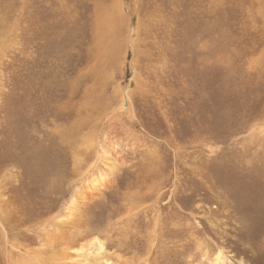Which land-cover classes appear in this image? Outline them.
Instances as JSON below:
<instances>
[{
  "label": "rangeland",
  "instance_id": "1",
  "mask_svg": "<svg viewBox=\"0 0 264 264\" xmlns=\"http://www.w3.org/2000/svg\"><path fill=\"white\" fill-rule=\"evenodd\" d=\"M117 1L0 0V184L3 183L4 191L0 192V203L6 207L13 203L22 211L25 222L30 218L33 224L37 219L35 213L46 217L62 212L84 177L80 175L83 167H75L74 156L90 160L92 155L82 148L74 151L78 145L73 148L62 139L63 129L75 120L99 118L94 134L97 141L104 137L105 142L98 145H104L106 152L109 149V155L120 159V163L111 178L113 186L85 207L90 214L85 222L91 228L85 225L84 232H91L92 237L107 242L111 248L107 255L94 254L90 258L92 264H118L126 257L130 264H143L140 257L148 255L149 240L156 235L161 245L150 255V261L195 262L197 238L190 213H198L199 200L220 209L215 230L211 220L198 217L202 228L196 235H206L209 241L214 236L213 240L218 235L225 237L237 254V262L244 256L257 264L258 260L251 255L258 253L264 234L259 237L261 240L246 246L238 215L233 208L232 212H220V201L207 192L204 184L195 186L198 180L192 168L212 173L216 188L224 189L226 195L230 192L235 201L237 187H228L237 183L225 177H236L244 166L255 170L264 167V129H256L264 124V0H121V15L109 11ZM109 15H113L111 20ZM111 52L114 54L110 55ZM119 88L127 90L129 96L121 97ZM122 101L132 103L143 123L126 115L114 116ZM90 127L87 124L82 129ZM135 144L142 145L134 150ZM43 149L49 153L47 159L39 154ZM153 165L149 174L146 170ZM130 180L134 186L124 197ZM133 199L142 204L159 202L155 208L162 215L157 231L153 232L152 214L141 211L130 221L118 222L115 212L126 203L121 208L123 214ZM148 218L150 222L144 223ZM21 228L20 241L34 243L31 236L35 234L36 239V233L30 231L27 235V227ZM13 234L9 235V242L13 241ZM1 235L0 231V264H17L9 260L4 247L7 243ZM117 239L123 241L122 247L114 242ZM110 240L113 242L109 243ZM116 248L124 249L127 256L123 260L116 257ZM242 250L247 256L240 253ZM3 252L6 255L1 256Z\"/></svg>",
  "mask_w": 264,
  "mask_h": 264
},
{
  "label": "bare ground",
  "instance_id": "2",
  "mask_svg": "<svg viewBox=\"0 0 264 264\" xmlns=\"http://www.w3.org/2000/svg\"><path fill=\"white\" fill-rule=\"evenodd\" d=\"M117 5L114 3L113 7L110 8V12L111 11H115L116 13L119 11L122 12V10L120 9L121 7V0L117 1ZM5 3V2H4ZM124 3V2H123ZM104 4V3H103ZM116 5V6H115ZM124 6V4H122ZM107 8V7H106ZM118 9V10H116ZM125 9V8H124ZM106 10V9H105ZM102 10L101 11H105ZM100 11V12H101ZM102 14V12H101ZM104 14V13H103ZM102 14V15H103ZM121 15V14H119ZM124 15V14H123ZM131 15V14H130ZM104 16V15H103ZM113 17V15H109L108 18L111 20ZM116 17V16H115ZM114 17V18H115ZM94 19V18H93ZM108 19V20H109ZM115 20V19H114ZM11 21V20H10ZM107 22V21H106ZM7 26V25H6ZM122 26V25H121ZM2 27V26H1ZM30 27V26H29ZM2 29V28H1ZM98 29L101 30V24L98 26ZM139 30V29H137ZM110 32V31H109ZM117 34V33H116ZM128 34V33H127ZM117 36V35H116ZM6 38V37H5ZM98 38V37H97ZM100 38V37H99ZM116 39V38H115ZM144 39V38H143ZM17 40V39H15ZM100 40V39H98ZM104 41V39H102ZM107 42V41H106ZM105 42V43H106ZM114 42V41H113ZM97 44V43H96ZM103 44V43H102ZM111 44V42H110ZM17 46V45H16ZM89 46V45H88ZM115 46V45H114ZM118 46V45H117ZM1 48V47H0ZM101 48V46H100ZM99 48V49H100ZM103 48V47H102ZM116 48V46H115ZM120 48V47H119ZM112 49V48H111ZM117 49V48H116ZM98 51V50H97ZM100 51V50H99ZM132 51V50H131ZM109 52V50H108ZM106 52L104 51V54ZM100 55V53H98ZM98 54H96L98 56ZM110 55L114 54V53H109ZM100 57V56H99ZM120 57V55H119ZM98 58V57H97ZM122 61V60H120ZM125 63V62H124ZM133 64V63H132ZM119 65V64H118ZM105 74V73H104ZM110 76V75H109ZM105 77V76H104ZM110 79V77H108ZM134 78L136 79V81L139 80V77L134 76ZM106 79V78H105ZM104 79V80H105ZM142 80V79H141ZM207 80V79H206ZM66 84V83H65ZM101 86V85H100ZM137 86V85H136ZM27 88V87H26ZM28 89V88H27ZM86 89V88H85ZM91 89V88H90ZM97 89V88H96ZM120 89V96L124 98V96L128 95L127 90L123 91ZM95 90V89H94ZM32 91V90H29ZM88 91V90H86ZM119 92V91H118ZM17 93V92H16ZM88 93V92H87ZM17 95V94H16ZM21 95V94H20ZM87 95V94H86ZM32 96V95H31ZM88 96V95H87ZM129 96V95H128ZM127 97V96H126ZM21 98V97H20ZM19 98V99H20ZM130 98V97H129ZM18 99V101H19ZM131 99V98H130ZM83 101V100H82ZM39 104V103H38ZM64 104V103H63ZM68 105V103H67ZM75 105V104H74ZM88 105V104H87ZM91 105V104H90ZM89 105V106H90ZM19 107H21L20 105H18ZM160 106V105H159ZM39 107V106H38ZM144 107V106H143ZM164 107V106H163ZM18 108V107H17ZM26 108V107H25ZM35 108V107H34ZM20 109V108H19ZM93 109V108H92ZM165 109V108H164ZM163 109V112H165ZM18 110V109H17ZM36 110V108H35ZM68 110V109H67ZM65 110V111H67ZM88 110V108H87ZM143 110V109H142ZM160 110V108H159ZM93 112H95V110H92ZM161 111V110H160ZM81 112V111H80ZM91 112V110H90ZM58 113V112H57ZM53 114V113H52ZM78 114V113H77ZM19 115V113H18ZM58 115V114H56ZM64 115V113H63ZM80 115V113H79ZM87 115V114H86ZM92 115V113H91ZM109 115V114H108ZM123 115H126L127 118L129 117L130 120L133 121H139L142 122L144 121L142 116H137L136 111H134L133 109V105L132 103H124L123 101L119 104L118 107H116L115 109V113L114 116L115 117H121ZM163 115V114H162ZM165 115V114H164ZM25 116V115H24ZM27 116V115H26ZM69 116V114H68ZM81 116V115H80ZM90 116V115H89ZM59 117V116H58ZM63 117V116H62ZM60 117V119L62 118ZM67 117V116H66ZM4 118V117H3ZM22 118V117H21ZM81 119V117H79ZM155 118V117H154ZM39 119V118H38ZM64 119V118H63ZM99 119V118H98ZM98 119L96 118H87L85 120H75L73 121V123L70 126H66L67 128L63 129V136L62 139L67 140L68 144H70L72 147L74 146V144H77V148L74 149L78 150V148H82V150L86 153H92L91 157H89L88 159L90 160H86L85 157H82L80 155H75L74 156V161L76 164V168L81 169L80 166L83 167V172H81V176H84L81 178L80 184L77 186V189L75 190V193L72 195V197L66 201V203L64 204L63 208L61 210H63L62 212L59 213H55V214H49L46 217H42L40 216V212L39 213H35V217L37 218L35 220V224H33V222L31 221V219L29 218V221L25 222V216L22 215V211L20 213L19 208L14 205L13 203L9 202L7 204V207L3 204L0 203V231H1V237L3 236L5 239L4 241L7 243L4 245V247L6 249H8L7 253L9 256V260L10 261H15L17 264H92L90 261V258L96 254L97 256L101 255L103 252L104 255L109 252V244L105 241L100 240L97 237H92L91 236V232L85 233L84 232V228L85 225H87L89 228H91V226H89V224L87 222H85L87 220L86 217L90 218V214L85 212V207L87 206V203L91 201V203L97 199V197L99 195L104 194V192L106 191V189H108L109 187L111 188L114 184L112 182V175L114 174L115 169L117 168L118 164L120 163V159L114 157H111L109 154H111L110 150L107 148L110 146H106V149H108V151L106 152L104 149V145L103 147H99L98 143L102 145V142H105L104 137L100 138L99 134L98 137L100 139H98L97 141V137L94 134V131L96 129H98L97 125L98 124ZM111 119V118H110ZM114 119V118H113ZM122 119V118H121ZM126 119V117H125ZM25 120V119H24ZM101 120V119H100ZM128 120V119H127ZM117 121V120H116ZM114 121V122H116ZM129 121V120H128ZM32 122V120H31ZM47 122V120H46ZM112 122V121H111ZM132 122V121H131ZM55 123V122H54ZM133 123V122H132ZM143 123V122H142ZM42 124V123H41ZM45 124V122H44ZM49 124V123H48ZM51 124V123H50ZM57 124V123H56ZM68 124V123H67ZM87 124H90L91 127L87 130L82 129L84 126H86ZM129 123H127L128 125ZM151 124V123H150ZM132 125V124H131ZM130 125V126H131ZM146 125V124H145ZM258 125V124H257ZM135 126V125H134ZM147 126V125H146ZM44 127V126H43ZM49 127V126H48ZM62 127V125L60 126ZM95 127H97L95 129ZM137 127V125H136ZM71 128L76 129V130H72ZM102 128V126H101ZM130 128V127H129ZM134 128V127H133ZM143 128V127H142ZM43 129V128H42ZM47 129V128H46ZM49 129V128H48ZM51 129V128H50ZM67 129V130H66ZM131 129V128H130ZM256 129H260L263 130L264 129V124H259L257 126ZM30 130V129H29ZM33 130V129H32ZM57 129H54L53 131H56ZM141 130V129H140ZM52 131V130H51ZM61 131V130H60ZM34 132V131H33ZM62 132V131H61ZM85 132L89 133V134H85L83 135ZM96 132V131H95ZM44 133V132H43ZM42 133V134H43ZM208 133V132H207ZM27 134V133H26ZM108 134V133H106ZM45 135V134H44ZM58 135V134H57ZM83 135V136H82ZM149 135V134H148ZM53 136V135H52ZM59 136V135H58ZM54 137V136H53ZM29 138V137H28ZM52 138V137H50ZM57 138V136H56ZM60 138V137H59ZM33 139V138H32ZM171 138H169L168 140L170 141ZM57 140V139H56ZM109 140V139H108ZM159 140V139H158ZM243 140V139H242ZM53 140L51 139V142ZM166 141V140H165ZM108 142V141H107ZM152 142V141H151ZM157 142V141H156ZM160 142V141H159ZM21 143V142H20ZM19 143V144H20ZM111 143V141H110ZM158 143V142H157ZM155 143V144H157ZM63 144V143H62ZM106 144V143H104ZM56 145V144H55ZM138 145H142V144H138ZM138 145L135 144V146H133L134 150H137ZM162 145V144H161ZM98 146V147H97ZM154 146V145H153ZM24 147V146H23ZM31 147V146H30ZM114 147V145H113ZM37 148V147H36ZM63 148V147H62ZM74 148V147H73ZM21 149V148H20ZM23 149V148H22ZM25 149V148H24ZM28 149V148H27ZM72 149V148H71ZM118 149V148H117ZM152 149V148H151ZM167 149V148H166ZM39 150V149H38ZM68 150V149H66ZM143 150V149H142ZM161 150V149H160ZM24 151V150H23ZM71 151V150H70ZM150 150H148L149 152ZM209 151V150H208ZM30 152V151H29ZM128 152V151H127ZM212 152V151H211ZM22 153V152H21ZM27 153V152H26ZM25 153V154H26ZM123 153V151H122ZM158 153V152H157ZM174 153V152H173ZM18 154V153H17ZM40 155H44V158L47 159L49 153L47 151H45V149L41 150L39 152ZM117 154V152H116ZM154 154V153H153ZM196 154V153H195ZM261 154V153H260ZM210 155V154H208ZM21 156V155H20ZM211 156V155H210ZM261 156V155H260ZM37 157V154H36ZM142 157V156H141ZM38 158V157H37ZM162 158V157H161ZM18 159V158H17ZM93 159V162H91ZM16 160V159H15ZM22 160V159H21ZM146 160V159H145ZM160 160V159H159ZM17 161V160H16ZM56 161V160H55ZM60 162V161H59ZM71 162V161H70ZM138 162V161H137ZM151 160L148 162V164H151ZM162 162V161H161ZM202 163V162H201ZM263 163V162H262ZM17 164V162H16ZM54 164H57L54 163ZM66 164V163H65ZM73 164V165H75ZM131 164V163H130ZM143 164V163H142ZM59 165V164H58ZM68 165V164H67ZM249 165V164H247ZM20 166V165H19ZM23 166V165H22ZM53 166V164H52ZM56 166V165H55ZM125 166V165H124ZM143 166V165H142ZM145 166V164H144ZM234 166V165H233ZM63 167V165H62ZM68 167V166H66ZM133 167V166H131ZM193 167V166H192ZM199 167V166H198ZM121 168V167H120ZM135 168V165H134ZM154 168L153 166H149V168H147L146 171H148L149 174H151L153 171L152 169ZM244 169L241 171H239L238 175L236 177H232V176H228L227 178L225 177V180L228 181H236V186H229V190L237 187V200L234 201L235 196H233L230 192H228V194L226 195V193L224 192V189L222 190V188H216V184L215 182L212 180V173L206 172V170L203 171H197V167H193L192 170L195 171V177L197 178V184H195V186H199L204 184V187L206 188L207 192H210V194H212L216 199H218L220 201V205H221V209L223 213V211H228V212H232V208H233V212L236 213L239 217V219L241 220L242 223V241L243 243L248 246V244H252L254 243L255 240H261V237L264 233H263V229H264V167L260 168L259 170H255V169H247L246 166L243 167ZM25 169V168H24ZM43 168H41L42 170ZM46 169V168H45ZM49 170H51L50 168H48ZM47 169V170H48ZM53 169V167H52ZM65 169V168H62ZM137 169V167H136ZM49 170L47 171L49 173ZM59 170V169H58ZM80 170V171H81ZM145 170V169H144ZM19 171V170H18ZM21 171V170H20ZM138 171V169H137ZM231 171V170H229ZM43 172V170L41 171ZM46 172V170H45ZM46 172V173H47ZM54 172V171H53ZM58 172V171H57ZM61 172V169H60ZM118 172V171H117ZM120 172V170H119ZM123 172V171H122ZM232 172V171H231ZM156 173V172H155ZM21 174V173H18ZM42 173L39 174V176ZM51 174V172H50ZM56 174V173H55ZM79 174V171H78ZM116 174V173H115ZM122 174V173H121ZM158 174V172H157ZM156 174V175H157ZM26 175V173H25ZM52 175V174H51ZM59 174H57L58 177ZM62 175V174H61ZM73 175V174H72ZM144 175V174H143ZM11 176V175H10ZM38 176V177H39ZM47 176V175H46ZM24 177V176H23ZM26 177V176H25ZM34 177V175H33ZM43 177V174H42ZM50 177V175H49ZM66 177V175H65ZM194 177V176H193ZM4 179H7V175H4L3 177ZM31 178V177H30ZM41 178V177H39ZM61 178V176H60ZM3 179V182H4ZM20 179V177H19ZM44 179V178H43ZM59 178H57L58 180ZM63 179V177H62ZM80 179V178H79ZM153 179V177H152ZM158 179V178H157ZM24 180V179H23ZM156 180V178H155ZM154 180V181H155ZM45 181V180H44ZM54 181V180H53ZM70 181V179H69ZM119 181V180H118ZM30 182V181H29ZM28 182V184H29ZM52 182V181H51ZM55 182V181H54ZM77 182V181H76ZM26 183V182H25ZM42 183V181H41ZM47 183V182H46ZM62 183V182H61ZM3 184V183H2ZM2 184H0V192H4L2 190ZM73 183H71L72 185ZM76 184V183H75ZM146 184V182H145ZM230 184V183H229ZM43 185V184H42ZM58 185V184H57ZM70 185V186H71ZM158 185V184H157ZM194 185V184H193ZM227 185V184H226ZM69 186V185H68ZM74 186V185H73ZM117 186H119L117 184ZM134 186L133 184V180L128 181L127 185H126V191L124 192V197L128 196L129 191L131 190V188ZM222 186V185H221ZM228 186V185H227ZM30 187V185H29ZM41 187V185H40ZM156 187V186H155ZM263 187V188H262ZM43 188V187H42ZM47 188V187H46ZM55 186H54V192H55ZM60 188V187H59ZM70 188V187H69ZM119 188V187H118ZM162 188V187H161ZM216 188V189H215ZM224 188V185H223ZM23 189V188H22ZM48 189H50L48 187ZM113 189V188H112ZM220 189V190H219ZM58 190V188H57ZM139 190V189H138ZM216 190V191H214ZM29 191V188H28ZM135 191L137 192V190L135 189ZM150 191H154L155 192V188L153 190V188H151ZM157 193L161 196L163 195L164 192H161L159 190H157ZM33 192V191H32ZM53 192V191H52ZM53 192V193H54ZM20 193V192H19ZM58 193V192H57ZM23 194V193H22ZM151 194V193H150ZM0 195L3 196V193H0ZM56 195V194H54ZM107 195V192H106ZM136 195V194H135ZM158 195V196H159ZM16 196V195H15ZM23 196V195H22ZM37 196V195H36ZM147 196V195H146ZM153 196V195H152ZM64 197V195H63ZM133 198V197H132ZM130 198V199H132ZM147 198V197H144ZM23 199V197H22ZM28 199H30V196L28 197ZM67 199V198H65ZM102 200V198H100ZM104 199V198H103ZM158 199L160 200V198L158 197ZM162 199V197H161ZM175 199V198H174ZM224 199V200H223ZM135 199H133L131 203H127L129 206L126 207V210H123V214H122V207L126 206V203L123 204L122 206H120L121 208H119L116 211L115 210H111L113 213L114 211H116V215H118V222H125V221H130L132 217L136 216L140 211L143 212L144 214L148 215V214H152L151 218L153 219V222L155 224V229L154 230H158V226H160L159 220L161 219V210L156 209L155 207H157V204L159 203L158 201L154 200L153 202H151L150 204H146L143 202H137L134 201ZM177 200V199H176ZM4 201V199H3ZM26 201V200H25ZM24 201V202H25ZM98 201V200H97ZM148 201V200H147ZM167 201V200H166ZM178 201V200H177ZM176 201V202H177ZM23 202V203H24ZM36 203L38 201H35ZM102 202V201H101ZM112 202V201H111ZM146 202V201H145ZM158 202V203H157ZM32 203V202H31ZM45 203V202H44ZM100 203V202H99ZM27 204V203H26ZM29 204V203H28ZM96 204V202H95ZM98 204V203H97ZM103 204V202H102ZM114 204V203H112ZM120 204V202H119ZM118 204V205H119ZM10 205V207H9ZM39 205V204H38ZM63 205V204H62ZM34 206V205H33ZM96 206V205H95ZM101 206V205H100ZM114 206V205H113ZM112 206V207H113ZM141 206H143L144 209L141 208ZM211 205H207V203H204L202 200H199V202L197 203V210L198 213L202 212L201 215H199L198 213H190L191 215H193V219H194V229L197 231V233H200V229L202 228L200 219L198 218L199 216H204L206 219L211 220L212 222H208L210 223V225L213 227V229L215 230V224L216 221L219 219V217L216 215L218 214V210L220 209V206H217L215 209L210 207ZM35 207V206H34ZM93 207V206H92ZM162 206H160L161 208ZM23 208V206H22ZM32 208V206H31ZM90 208L88 206V208H86L88 210V212L90 211ZM118 208V207H117ZM141 208V209H139ZM158 208V207H157ZM26 209V207H25ZM110 209V208H109ZM108 209V210H109ZM163 209V208H162ZM92 210V209H91ZM40 211V210H39ZM252 211H255L256 213H251ZM93 212V211H92ZM110 212V210H109ZM216 212V213H215ZM63 213V214H62ZM112 213V214H113ZM110 214V213H108ZM123 215V217H122ZM142 215V214H141ZM109 216H113V215H109ZM224 216V215H223ZM226 216V215H225ZM230 216V215H229ZM93 217V216H91ZM114 217V216H113ZM140 217V216H138ZM146 217V216H145ZM39 218V219H38ZM104 218V217H103ZM110 218V217H109ZM135 218V217H134ZM113 219V218H112ZM141 219V218H140ZM145 219V218H144ZM232 219V218H231ZM90 220V219H89ZM137 220V219H136ZM228 220V219H227ZM233 220V219H232ZM91 221V220H90ZM89 221V222H90ZM92 221H96V219H92ZM104 221V220H103ZM150 222V219L148 218L147 220H143ZM220 221V220H219ZM98 222V221H97ZM104 223V222H103ZM145 223V222H144ZM29 224V225H28ZM101 224V223H99ZM151 224V223H150ZM149 224V225H150ZM98 225V223H97ZM161 225H162V220H161ZM27 227V229L24 230H28L27 231V235L30 234L31 232H35L36 233V239H35V234L32 235L31 237H33V242L31 241V243H23L20 241L19 236H21L23 234V230L21 227ZM96 226V225H95ZM101 226V225H100ZM226 226V225H225ZM87 227V228H88ZM94 227V225H93ZM112 227V226H111ZM141 227V226H140ZM95 228V227H94ZM113 228V227H112ZM118 230L120 231V227H117ZM149 228V227H148ZM157 228V229H156ZM211 228V227H210ZM219 228V226H218ZM223 228V227H222ZM18 231H17V230ZM151 229V228H150ZM161 229V228H160ZM205 229V228H204ZM207 229V228H206ZM15 231V233L13 234V231ZM37 230V231H36ZM144 230V229H143ZM208 230V229H207ZM196 231H194V235L196 236V240H195V245H194V250H195V262L193 263H189V264H252L251 259L248 261L247 258L245 259V257L243 256V260H241V262H237L235 260V257L237 256V254L233 253V250L230 249V246L224 238L220 237L218 235L217 240H211L209 241L206 238V235H204V238H199L196 235ZM204 231V230H203ZM259 231L260 234H257ZM87 232V231H86ZM93 232H95L93 230ZM149 232V231H148ZM13 234L12 242H9V235ZM147 233V232H146ZM163 234V233H162ZM208 234V233H206ZM211 234V233H210ZM221 234V233H220ZM138 235V234H137ZM141 235V234H140ZM148 235V234H147ZM156 235V232H155ZM216 235V234H215ZM110 238H114V236L109 233L108 235ZM152 236V235H151ZM163 236V235H162ZM222 236V235H221ZM28 237V236H27ZM147 237V236H146ZM157 237V235H156ZM156 237L152 238L151 240H149L150 244H149V252H146L148 255H146L144 258L140 257L141 259V263L143 264H157L156 260L153 259L151 260L150 255H154L155 249H157L158 247H160V241L159 239H157ZM124 238V237H123ZM141 238V236L139 237ZM262 238H264L262 236ZM136 239V238H135ZM147 239V238H146ZM144 239V240H146ZM24 240V239H23ZM22 240V241H23ZM35 240V241H34ZM138 240V239H137ZM140 240V239H139ZM143 240V239H142ZM30 241V240H28ZM113 242L112 240L109 241V243ZM115 243H119L117 246L122 247L123 246V241L122 240H115ZM137 242V241H136ZM147 243V241H145ZM148 242V243H149ZM3 243V242H2ZM130 243V242H129ZM138 243V242H137ZM142 243V242H141ZM144 243V242H143ZM134 245V244H133ZM255 245V244H254ZM140 246V245H139ZM143 247V244H142ZM133 248V247H132ZM131 248V249H132ZM1 249V248H0ZM140 249V248H139ZM138 250V249H137ZM143 250V249H142ZM1 251V250H0ZM2 251H4L2 249ZM115 252H117L118 254L116 255V257H121L122 260L124 258V256H127L124 253V249H115ZM153 251V253H152ZM159 252V251H158ZM157 252V253H158ZM140 253V252H139ZM138 253V254H139ZM164 253V252H163ZM242 254L246 253L242 250V252H240ZM15 254H18L19 257L16 258L17 256H15ZM134 254V253H133ZM142 254V253H141ZM165 254V253H164ZM6 255V252H3L1 256ZM129 255V253H128ZM160 255V254H159ZM252 257H256V259L262 262V264H264V243L260 245V248L258 250V253L256 251L253 252V254L251 255ZM95 257V256H94ZM93 257V258H94ZM193 257V256H192ZM16 259V260H15ZM95 259V258H94ZM93 259V260H94ZM128 259V257H126V259L123 260V262H119L117 261L118 264H130V262L126 261ZM139 259V260H140ZM131 260V259H130ZM96 261V260H95ZM256 261V260H255ZM257 261V264H260V262ZM138 262V260L136 261ZM134 262V263H136ZM160 264V262L158 263ZM253 264H255V262H253Z\"/></svg>",
  "mask_w": 264,
  "mask_h": 264
}]
</instances>
